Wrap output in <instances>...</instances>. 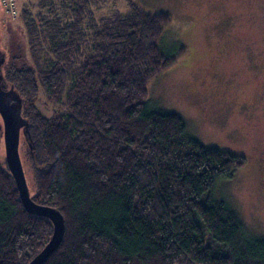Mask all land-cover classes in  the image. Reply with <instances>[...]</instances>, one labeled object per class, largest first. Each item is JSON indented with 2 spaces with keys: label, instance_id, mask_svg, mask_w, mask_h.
Listing matches in <instances>:
<instances>
[{
  "label": "trees",
  "instance_id": "1",
  "mask_svg": "<svg viewBox=\"0 0 264 264\" xmlns=\"http://www.w3.org/2000/svg\"><path fill=\"white\" fill-rule=\"evenodd\" d=\"M114 1L23 7L28 55L3 68L29 125L20 153L31 198L65 219L43 264H264V237L248 238L216 195L246 158L202 146L179 115L147 107L149 82L176 60L158 44L171 16L135 0L98 16ZM39 95L56 106L50 115ZM52 233L0 160V264H29Z\"/></svg>",
  "mask_w": 264,
  "mask_h": 264
},
{
  "label": "rangeland",
  "instance_id": "2",
  "mask_svg": "<svg viewBox=\"0 0 264 264\" xmlns=\"http://www.w3.org/2000/svg\"><path fill=\"white\" fill-rule=\"evenodd\" d=\"M38 1L15 0L12 11L0 3L3 68L13 56L28 55L20 11ZM135 1L147 13L171 16L158 44L176 55L149 82L148 109L176 113L202 146L246 158L231 180L218 183L216 195L236 212L248 238L264 237V0ZM116 10L129 7L117 0L98 16ZM37 106L46 115L56 109L43 95Z\"/></svg>",
  "mask_w": 264,
  "mask_h": 264
},
{
  "label": "water",
  "instance_id": "3",
  "mask_svg": "<svg viewBox=\"0 0 264 264\" xmlns=\"http://www.w3.org/2000/svg\"><path fill=\"white\" fill-rule=\"evenodd\" d=\"M4 58L0 53V148L3 147L8 169L16 183L21 202L30 214L49 219L53 233L48 243L29 264L45 263L59 248L65 234V219L54 208L37 204L31 198L20 146L29 141V125L21 115V100L3 74Z\"/></svg>",
  "mask_w": 264,
  "mask_h": 264
},
{
  "label": "built area",
  "instance_id": "4",
  "mask_svg": "<svg viewBox=\"0 0 264 264\" xmlns=\"http://www.w3.org/2000/svg\"><path fill=\"white\" fill-rule=\"evenodd\" d=\"M0 3L2 5L3 4L8 5L10 11H12L14 9V6H15V0H0Z\"/></svg>",
  "mask_w": 264,
  "mask_h": 264
}]
</instances>
